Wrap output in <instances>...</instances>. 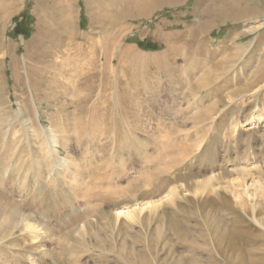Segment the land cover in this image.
<instances>
[{
  "label": "rangeland",
  "instance_id": "374dc122",
  "mask_svg": "<svg viewBox=\"0 0 264 264\" xmlns=\"http://www.w3.org/2000/svg\"><path fill=\"white\" fill-rule=\"evenodd\" d=\"M153 2L0 0V104L26 133L16 150L53 130L67 147L52 144V185L30 175L21 191L7 173L18 204L38 190L35 216L50 229L35 240L0 232V264H264V196L253 215L230 190L238 164L264 168V0L219 3L211 16L218 0ZM38 37L50 39L37 47ZM211 176L221 177L205 189ZM172 189L174 203L154 213L115 215ZM213 226L235 232L241 250H218Z\"/></svg>",
  "mask_w": 264,
  "mask_h": 264
},
{
  "label": "bare ground",
  "instance_id": "6f19581e",
  "mask_svg": "<svg viewBox=\"0 0 264 264\" xmlns=\"http://www.w3.org/2000/svg\"><path fill=\"white\" fill-rule=\"evenodd\" d=\"M153 1L154 0H150L151 5L155 3ZM219 3H224V5H227L228 8L235 7L238 4L237 0H218L216 5L214 4L209 6V10L206 11V15L211 16L212 15L211 13L214 12L213 7H216L217 5H219ZM215 17L219 18L220 20L222 19L224 20L230 16L228 11H218L216 12ZM68 24L69 26H71L72 22L67 21L64 23V25L66 26ZM261 28H262V22L259 21L257 23H254V25H251L248 28H246V32L254 33ZM45 39H50V38L38 37L34 42L35 46L40 47L45 45L46 42H48V40ZM51 40H54V38L53 39L51 38ZM35 52L36 51H28V55L31 57L35 54ZM34 57L37 60L41 59L40 55H35ZM12 65H13L12 66L13 76L17 78L20 75L19 74L20 70L18 68L17 60L13 61ZM0 69H1V64H0ZM2 79L3 77L0 76V80ZM37 86L38 83L36 81L35 86L32 85L31 87L32 89L37 91L38 90ZM2 89L3 87L0 86V90ZM4 106H1L0 104V232L5 231L4 232L5 238L9 237L11 231L21 232L22 235L30 233L31 238L35 240L37 238V234L40 233L42 229H50L49 225L44 224L41 220L37 219L35 216V211H37L36 208L40 206V202L34 198V196L37 195L36 192H38V190L35 189V187L34 188L32 187L31 188L32 200H28L25 206H22L20 203L18 204L16 201L10 198V193L12 191L10 190L9 186L11 185L12 181H10L9 178H7V173L16 172V174L21 177V182L20 185L18 186L21 189V191H24L27 188L26 181L28 180L30 175L34 177V182H35L34 186L37 185L42 187L41 180H43L44 182V180H46L47 177H48V183L50 182L49 184L52 185L53 182L58 181L57 178L52 176V173L59 165V159L56 156L57 151L53 149L52 144L58 143L61 145L63 150H66L67 149L65 145L66 141H60L59 136L56 133H54V130L52 131L53 134L47 137L43 136L42 132H39L35 140V146L29 147V145H26L27 147L30 148V150L27 151L26 152L27 154L25 155L26 149H24L25 146L23 147L22 145L26 144L25 137H23L26 135V133H24L23 131L22 138H20L18 135L21 134L22 132V131L20 132V129L18 128V126L22 127V123L21 125L19 124L17 117L15 118L16 121L12 123V120L14 118H12V120H9L10 116H7V114L11 113L13 111V108L12 106H8V107L6 106L4 107ZM20 112L25 117L32 116L31 107L27 103L25 104V109L21 110ZM7 127L11 128L9 131H12L11 136L8 138H6L7 134L4 133L5 132L4 129ZM17 137L19 138L17 139ZM21 143L24 144L21 145L22 147L19 150H16ZM10 146L13 147L11 148V151H9L11 153L7 154V157H5L4 159V156L1 153L3 150H8ZM34 149H38L40 151V154L37 155ZM68 160L69 159L66 160L67 165L64 166L63 170L61 171L63 176H65L69 172L72 173L73 168L72 165L70 164V161ZM12 161H17V164L16 165L12 164ZM45 170L48 175L43 174ZM255 171L258 172L257 176H255ZM234 172L237 175L236 180L238 186H233V187L231 186L230 190L233 193L235 199L239 201V204H241L242 207L246 206L247 203H250L254 212L253 215H255L256 209L258 206H260L261 203L257 199L259 196H264V168L255 167L254 169L253 168L249 169L248 166L246 165L243 166L242 164L240 165L238 164V169H236ZM220 177L221 176H211L210 178L204 179V181L202 182L204 183V188L206 189L211 184L212 181L214 180L216 181ZM239 188L242 191L238 190ZM175 194L176 193L174 189H172V191L167 195V197H162L159 200L147 201L143 203H135V201L129 200L124 205V207H119L115 211V215L117 218H120L121 216H126L132 219L133 217H139L140 215H143V213L146 211L154 213L159 208H161L162 205L165 203L168 205L173 204L175 198L177 197L175 196ZM205 204L208 203L205 201ZM257 222L260 225L263 224L261 220H258ZM210 233L213 238V244L214 246H216L218 250L223 249L222 243H224L225 241H226L225 244L228 246V249L232 248L236 250H241L239 245L242 244L238 243V241L236 240L237 239L236 237L238 236L237 234H235V232L228 234L225 231V229L215 230V226H213V228H210ZM246 255H247L246 251H240V259L242 261L247 258Z\"/></svg>",
  "mask_w": 264,
  "mask_h": 264
}]
</instances>
